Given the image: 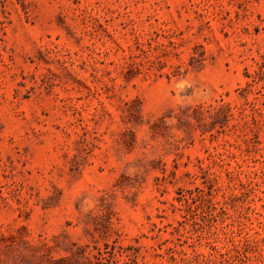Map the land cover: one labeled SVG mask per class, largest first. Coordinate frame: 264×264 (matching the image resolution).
Segmentation results:
<instances>
[{"label": "rangeland", "instance_id": "rangeland-1", "mask_svg": "<svg viewBox=\"0 0 264 264\" xmlns=\"http://www.w3.org/2000/svg\"><path fill=\"white\" fill-rule=\"evenodd\" d=\"M0 264H264V0H0Z\"/></svg>", "mask_w": 264, "mask_h": 264}]
</instances>
